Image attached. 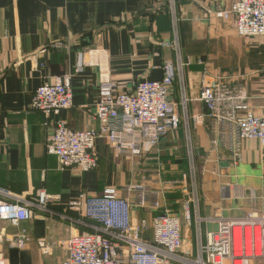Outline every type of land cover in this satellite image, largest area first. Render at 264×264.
<instances>
[{"label":"crops","instance_id":"crops-1","mask_svg":"<svg viewBox=\"0 0 264 264\" xmlns=\"http://www.w3.org/2000/svg\"><path fill=\"white\" fill-rule=\"evenodd\" d=\"M172 2L181 57L189 64L183 71L187 115L203 116L204 121L189 122V138L180 125L143 157L118 158L104 139L97 140L96 170L60 171L56 158L45 151L50 132L44 127L45 118L30 110L35 90L54 77L70 75L72 107L59 118L73 131L96 128L88 116L95 111L100 82L112 81L130 92L142 81H160L163 64H174L173 51L156 45L172 38ZM213 10L212 0H0V190L20 205L33 201L39 190L58 198L49 207L55 215L35 211L34 219L17 226L0 221V264H63L64 241L95 232V224L82 211L68 208L81 194L128 195L131 225L149 242L155 216L164 211L179 216L180 256L188 259L197 253L195 213L201 220L203 245L218 220L264 216V152L256 141H244L240 160L233 165V126L222 123L219 134L212 133L200 98L204 74H225L232 86L244 90L247 106L264 117V40L239 37L231 21L206 13ZM79 59L82 69L77 73ZM178 90L176 75L169 99L177 104ZM187 146L193 149L197 209L189 195ZM138 185L162 193L159 211L138 204L133 190ZM186 215L191 218L188 222ZM23 230L27 245L18 249L11 240Z\"/></svg>","mask_w":264,"mask_h":264},{"label":"built area","instance_id":"built-area-1","mask_svg":"<svg viewBox=\"0 0 264 264\" xmlns=\"http://www.w3.org/2000/svg\"><path fill=\"white\" fill-rule=\"evenodd\" d=\"M214 10L206 11L223 22H232L239 37L264 40V0H212ZM228 4V5H227ZM172 38L158 41V48L171 49L174 64L164 63L163 78L158 81H142L133 91H123L112 81H102L97 91L94 113L88 116L96 128L73 131L65 120L59 118L62 111L72 107L70 75L54 77L40 85L34 92L30 110L40 112L44 127L50 132L46 138L45 151L56 158L60 171L76 169L87 173L97 169L98 155L95 142L104 139L116 157H143L180 125L188 132L189 122L201 124L205 117L187 115L186 85L183 81L184 68L188 62L182 60L178 41V17L173 2L169 9ZM46 48L40 51L44 53ZM79 59L75 72H80ZM176 75L179 82V103L169 99ZM231 78L225 74H204L201 78V102L207 108L206 118L211 123V131L219 134L222 123L233 126L234 143L230 146L231 163L240 160L241 143L256 141L264 152V117L258 116L247 106L248 97L244 90L232 86ZM180 106V114L177 108ZM189 138V132H188ZM190 165V200L197 209L195 165L193 149L187 146ZM141 207L145 204L154 211L161 209L160 191H150L138 185L133 188ZM132 189L126 191L129 194ZM33 201L19 203L9 201L0 190V221L14 226L30 221L36 212L49 215L56 213L49 209L58 200L43 190L36 192ZM72 211H82L84 218L95 225L94 233L71 235L62 246L67 251L63 264H259L264 260V216L249 215L238 220L216 221L214 230L207 234L205 245L201 242V220L194 214L197 253L194 259L180 256L183 239L181 218L169 211L155 216L151 223L152 241H145L139 229L131 225L132 204L128 195L121 197L111 191L103 197H89L84 194L69 203ZM197 212V211H196ZM190 216L186 215L187 222ZM113 240L116 241L114 243ZM1 241V237H0ZM12 245L24 249L27 245L25 231L11 240ZM48 249L44 252L48 253Z\"/></svg>","mask_w":264,"mask_h":264},{"label":"rangeland","instance_id":"rangeland-1","mask_svg":"<svg viewBox=\"0 0 264 264\" xmlns=\"http://www.w3.org/2000/svg\"><path fill=\"white\" fill-rule=\"evenodd\" d=\"M259 264H264V260H262L261 262H259Z\"/></svg>","mask_w":264,"mask_h":264}]
</instances>
